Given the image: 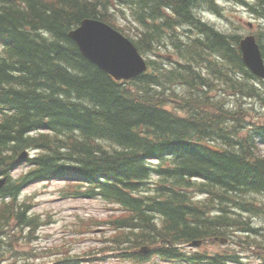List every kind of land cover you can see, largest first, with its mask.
I'll return each instance as SVG.
<instances>
[{
	"label": "trees",
	"instance_id": "1",
	"mask_svg": "<svg viewBox=\"0 0 264 264\" xmlns=\"http://www.w3.org/2000/svg\"><path fill=\"white\" fill-rule=\"evenodd\" d=\"M199 1L0 0V261L37 238L41 217L21 192L53 179L71 185L66 197L128 210L111 220L129 229L114 237L128 257L147 259L138 249L149 245L165 259L229 264L235 255L187 256L182 246L236 230L246 234L238 244L264 252L263 229L242 215L264 214V128L239 102H264V81L244 65L240 36L199 18ZM254 10L264 16V1ZM115 13L130 25H117ZM85 18L116 27L143 54L164 46L174 62L149 59L147 73L115 80L68 36Z\"/></svg>",
	"mask_w": 264,
	"mask_h": 264
},
{
	"label": "rangeland",
	"instance_id": "2",
	"mask_svg": "<svg viewBox=\"0 0 264 264\" xmlns=\"http://www.w3.org/2000/svg\"><path fill=\"white\" fill-rule=\"evenodd\" d=\"M258 2L259 0H200L196 3L194 11L202 21L213 26L215 30L241 38L251 33L256 34V30L261 28L260 25H263L259 30L261 34L257 35L261 39L264 34V16L250 9L251 7L255 8ZM115 15L117 25L123 27L130 25L131 22L125 20L124 15L120 13H115ZM250 23L252 28L249 27ZM132 30L130 28L129 32ZM126 31L128 30L126 29ZM181 32L185 33L183 30ZM157 53L166 54L169 53V49L161 46L157 49ZM147 56L158 57L152 54ZM163 57L165 58V56ZM178 91L185 92L183 88H179ZM262 91L264 92V85H262ZM213 94L218 98L223 97L217 92H213ZM225 99L231 105V109L238 104L235 97L225 96ZM239 102L249 114L254 115L255 120L262 122L264 102L248 98L241 99ZM258 144L264 153V142L259 141ZM26 169L25 165L20 166L13 174L17 175ZM67 187L68 184L64 180L55 179L33 183L22 191L20 198L27 200L32 205V211L41 217V225L37 230L38 236L32 243L27 242L26 245L18 248V250L25 249V251L7 252L3 257L2 264H11L16 258L24 261L29 253H31L29 258L35 263L52 264L55 259H66L63 264H115V259L110 252L100 255H92L90 252L102 245H104L103 247L107 245L105 237L109 235L108 229L105 226L96 225L97 221L105 219L107 215L117 213V211L113 207L106 208L105 204L97 199L67 198L65 197V192L68 191ZM248 218L255 226L264 227V214H249ZM242 237V234H236L235 239L231 238L225 244L210 242L206 250L210 252L226 250L228 251L226 254H238L241 259L240 264H257L260 259L257 258L256 252L247 249L243 244L232 243ZM186 249L193 251L187 246ZM41 251L45 252L43 253L45 256L35 259V252ZM51 252L58 253L50 255ZM145 264L174 263L163 261L156 255H152Z\"/></svg>",
	"mask_w": 264,
	"mask_h": 264
},
{
	"label": "water",
	"instance_id": "3",
	"mask_svg": "<svg viewBox=\"0 0 264 264\" xmlns=\"http://www.w3.org/2000/svg\"><path fill=\"white\" fill-rule=\"evenodd\" d=\"M68 36L76 42L85 58L116 79L133 77L146 68L134 45L101 20L83 19ZM239 46L247 67L255 75L264 78V61L254 36L241 39Z\"/></svg>",
	"mask_w": 264,
	"mask_h": 264
}]
</instances>
